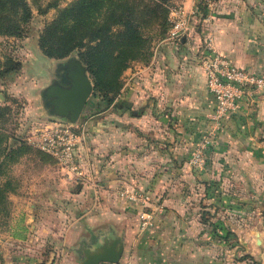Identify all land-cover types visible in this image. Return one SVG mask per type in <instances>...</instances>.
I'll return each mask as SVG.
<instances>
[{"label": "rangeland", "instance_id": "1", "mask_svg": "<svg viewBox=\"0 0 264 264\" xmlns=\"http://www.w3.org/2000/svg\"><path fill=\"white\" fill-rule=\"evenodd\" d=\"M51 1L28 0L31 17L23 24L20 36H0V59L10 57L21 65L18 71L0 78V91L4 92L7 99L3 105L8 108L3 115L1 127L5 133L32 148L7 169V175L15 188L7 195L6 213L0 215V264H80L87 255L110 247L114 239L118 240L114 248L121 246L118 260L131 255L132 251L123 250L124 245L142 242L151 244V264H167L169 260L186 264L185 256L188 252H181L180 249L186 246L193 248H190L193 250L190 251L191 263L197 259L203 261V264H264V219L258 209V204L264 202V180L260 186L257 178L260 170L253 165L259 164V154H249L245 148L247 144L243 142L237 143V149L224 147L217 151L218 155L212 154V145L209 144L219 129L215 133L212 129L203 132L198 141H194L196 147L204 144L202 160L197 166L188 164L190 169L201 171L204 164L212 161L222 165L224 169L216 181H205L198 174V177L193 175L194 171L190 170L187 171L190 177L186 180L182 173L175 170L171 173H165L159 168L151 170V162H148L151 158V135L147 134L143 135L144 139L133 140L132 147L122 152L124 156H121L117 142L113 144L115 148L109 151L103 148L101 156L98 150L95 151L96 158L88 174L94 182L96 197L101 189L99 182L108 181L104 187L109 198L106 203H100L94 196L89 201L90 194L86 190L80 193V200L69 195H52V191L57 189L78 194L82 188L74 187L75 183L71 180L62 179V171L53 158L39 152L32 145L34 139L41 132L61 124L81 138V147L84 148V144L89 142L86 133L91 125L90 120L100 115L111 116V123L118 122V119L112 114L113 110H108L111 114L107 115V110L97 107L89 111L87 108L81 110L74 122L53 112L50 97L44 96V91L52 84L67 85V80L62 77L63 67L71 60L78 59L75 52H71L63 58L49 60L36 47V38L42 25L55 12L51 7L45 13H39L37 8L44 9ZM56 1L60 7L70 0ZM162 4L166 9L185 6L186 10L193 11L190 24L200 38L196 49L198 61L208 33L213 45L211 26L213 20L219 18L221 22H226L223 27L243 28L245 34L254 35L252 44L257 45L255 53L257 59L262 60L259 66L264 63V0H162ZM195 4L202 9V16L195 13ZM166 32L163 37H159L154 35L153 30L148 31V36L152 35L149 44L151 54L155 44L161 40L174 46L179 44L169 40ZM128 67L130 72L138 68H150L151 56L146 62L133 61ZM257 73L264 77V65ZM140 74L135 73L133 78L136 81L133 83H142L144 76ZM128 75H123V78ZM120 80L122 88V75ZM140 87L144 89L143 84ZM261 91L258 92L259 98L264 100V86ZM142 98L151 101V92L137 95V100ZM211 110L212 106L207 115L209 120ZM148 130L141 127V132ZM206 138L209 141L204 143ZM258 141L264 142V138ZM8 144L14 145L16 141L9 138ZM92 145L98 147L96 143ZM103 156H107V161H110L106 172L105 164L102 163ZM84 158L82 154L81 164L86 161ZM52 185L56 187L52 188ZM118 185L150 193L151 236L146 229L140 230L137 226L136 230L134 214L124 200L115 198ZM84 210H91V215L101 216L92 221L95 225L91 223L92 227L86 228L85 236L79 237L68 247L63 245L64 250L59 248L62 246L61 237L54 231L57 224L79 220ZM222 229L229 230L233 235L220 238ZM215 233L218 237L213 235ZM93 238L96 243H93ZM165 245H168V249H165ZM200 246H203L202 251ZM169 248L175 251H169Z\"/></svg>", "mask_w": 264, "mask_h": 264}, {"label": "crops", "instance_id": "2", "mask_svg": "<svg viewBox=\"0 0 264 264\" xmlns=\"http://www.w3.org/2000/svg\"><path fill=\"white\" fill-rule=\"evenodd\" d=\"M190 23L189 21V29L186 36L181 38L177 46L165 40L155 44L151 54L150 68H138L130 72L131 69L128 67L123 71V85L114 102L116 111L112 112V114L116 115L117 121L121 126L108 125L109 121H111L109 120L111 116L100 115L98 119L90 120L91 125L88 133H86L89 142L86 145L84 144V148L79 143L75 153L76 161L84 173L82 182L79 183V188H82L81 191L78 194H72L68 191V193L65 191L61 192L60 189H57L54 192L52 191V195L55 194L58 197H67L63 195H69L73 199L80 200V193L82 190H86L87 194H90L88 195L89 201H92V197H96V195L93 188L94 182L88 173L92 168L94 158H96L95 151L98 150L101 156V153H104L103 148L109 151V149L115 148L113 144L117 142L121 151L120 154L124 156L122 152L132 147L133 140L136 138L144 139L143 135L147 134L151 135V158L148 159V162H151V170L159 168L158 170L162 169L165 173H171L175 170L182 173V177L185 180L188 176L190 177L187 173L189 170L194 171L193 175L196 177L198 175L203 177L205 181H216L219 179V175L224 169V167L222 169V165L212 161L204 164L201 171L196 168L190 169L186 161L196 147L193 145L194 141L197 142L203 132L212 129V123L207 118V115L213 102L205 87L199 61L196 59V49L200 38ZM225 24L226 22H221L219 18L212 22L213 45L216 51L224 54L231 63L257 73V70H260L264 63L259 66L262 60L257 59V54L255 53L257 45L254 46L252 44L254 35L245 34V29L243 28L223 27ZM135 73H141L140 75L144 76L142 83H133V81H136L133 78ZM123 75L128 76L123 78ZM141 84L144 85V89L140 87ZM261 90L262 88L253 90L249 97L240 101L238 108L224 120L221 128L215 133L214 137L212 136L213 138L209 144L212 145L210 152L217 155V151L224 147L237 149V143L243 142L247 144L245 148L249 154H259L257 159L259 164L253 165L255 169L259 167L260 173L257 178L260 186H262L261 183L264 180V142L258 141L264 138V100L259 98L260 93H258ZM150 92L151 101L147 98L137 100V95L140 96L142 93ZM4 103V92L0 91V105ZM125 107L133 110V112L139 110L142 113L131 115L127 110L124 111ZM105 114L111 113L106 112ZM141 127L149 130L141 132ZM92 143H96L98 147H93ZM82 154L86 161L81 164L82 159L80 160V158ZM111 157L113 159V156ZM107 159V156L102 158V163L105 164V172L108 171L107 167L110 165V161H107ZM166 160H168L167 164H165ZM119 167L123 166L119 165ZM107 183L108 181L106 180L99 182L101 189L100 192L98 191L99 196L96 198L100 200V203H106L109 200L108 194H106L107 191L104 190L105 185H108ZM201 184L204 185V182ZM51 187L56 186L52 185ZM119 187L121 186H116V189ZM90 190H92V193L94 192V195H92ZM60 192L62 194H59ZM115 194L117 195L115 198L124 200L118 196L117 192ZM147 194L150 197V193L148 192ZM124 201L128 206L127 208L134 214L133 221L137 230L138 208L128 201ZM28 204L31 206V203ZM121 204L124 205V203ZM259 206L260 203L258 204V209L261 212ZM148 210H151V202ZM83 212L79 220L57 224L54 231L57 236L61 237L62 246L59 248L64 250L65 247L63 245L68 247L69 244L75 242L79 237L85 236L86 228L92 227L91 223L95 225L92 221L101 216L91 215L93 213L91 210H84ZM154 225L156 226L157 223L155 224L154 222ZM146 230L151 236V226L148 229L146 228ZM95 240L93 238V243H96ZM190 248V246H186L185 249L180 247L181 252H188L187 256H185L186 264H203V261L197 259L193 263L190 262L192 259L190 251H193L191 250L193 248ZM200 248L202 251L203 246H200ZM165 249H168V245H165ZM196 249H198L197 246ZM123 250L132 251L131 255L118 260L117 264H151V254H149L151 252V244L133 242L124 245ZM169 251L175 250L169 248ZM99 264L112 263L101 262ZM167 264H177V262L174 261L172 263L169 260Z\"/></svg>", "mask_w": 264, "mask_h": 264}, {"label": "trees", "instance_id": "3", "mask_svg": "<svg viewBox=\"0 0 264 264\" xmlns=\"http://www.w3.org/2000/svg\"><path fill=\"white\" fill-rule=\"evenodd\" d=\"M51 7L55 12L44 22L36 38L38 50L49 59H60L75 52L91 82V94L82 110L97 107L115 112L114 102L119 95L123 71L133 61L149 60L152 35L148 36V31L153 30L154 35L163 37L168 29V9L162 0H70L60 7L56 0H52L44 9L37 8V12L45 13ZM194 9L197 15H203L197 4ZM30 17L28 0H0V36L19 37L23 24ZM20 67V62L10 57L0 59V78ZM7 110L6 105H0V215L6 213L7 195L15 188L7 169L32 150L29 144L4 132L1 123ZM125 110L131 115L142 113L139 110L133 112L128 107ZM108 125L121 126L111 121ZM9 138L16 144L9 145ZM259 207L264 219V202ZM222 230L220 238L233 235L229 230Z\"/></svg>", "mask_w": 264, "mask_h": 264}, {"label": "built area", "instance_id": "4", "mask_svg": "<svg viewBox=\"0 0 264 264\" xmlns=\"http://www.w3.org/2000/svg\"><path fill=\"white\" fill-rule=\"evenodd\" d=\"M193 11L183 6L168 9L167 38L176 43L189 29ZM199 66L204 76L205 87L212 98L210 120L212 131L220 129L223 120L234 112L244 98L251 95L253 90L264 86V77L246 68L231 63L224 55L217 52L211 43L210 33L207 34L203 50L199 57ZM81 138L66 126L57 124L47 132H41L32 142L39 151L49 155L62 171L63 179L81 183L83 171L76 161V150ZM209 139H205L207 143ZM204 144L196 147L188 164L200 165ZM118 196L136 206L138 228L144 230L152 225L150 197L146 192L129 190L123 187L116 189Z\"/></svg>", "mask_w": 264, "mask_h": 264}, {"label": "water", "instance_id": "5", "mask_svg": "<svg viewBox=\"0 0 264 264\" xmlns=\"http://www.w3.org/2000/svg\"><path fill=\"white\" fill-rule=\"evenodd\" d=\"M63 75L67 80V85L52 84L47 86L44 96L50 97V104L53 112L59 116H66L70 122H74L79 116L86 99L91 93V82L85 73V68L79 60H71L64 65ZM74 187L79 188L76 183ZM117 239L112 241L110 247L101 251L87 255L80 264H99L101 262L115 263L121 254V246L114 245ZM264 257V254H263Z\"/></svg>", "mask_w": 264, "mask_h": 264}, {"label": "flooded vegetation", "instance_id": "6", "mask_svg": "<svg viewBox=\"0 0 264 264\" xmlns=\"http://www.w3.org/2000/svg\"><path fill=\"white\" fill-rule=\"evenodd\" d=\"M62 77L64 78V76H62ZM62 77H61V78H62Z\"/></svg>", "mask_w": 264, "mask_h": 264}]
</instances>
